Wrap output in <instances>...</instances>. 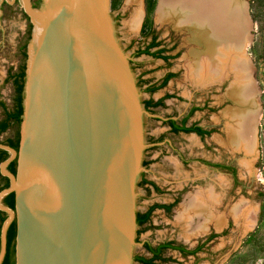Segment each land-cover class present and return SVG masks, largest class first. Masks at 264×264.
Here are the masks:
<instances>
[{
  "label": "water",
  "instance_id": "water-1",
  "mask_svg": "<svg viewBox=\"0 0 264 264\" xmlns=\"http://www.w3.org/2000/svg\"><path fill=\"white\" fill-rule=\"evenodd\" d=\"M20 1L41 29L19 149L0 145L9 179L0 207L13 193L14 210H6L15 217V264H133L144 117L152 115L109 0H43L41 11Z\"/></svg>",
  "mask_w": 264,
  "mask_h": 264
},
{
  "label": "rangeland",
  "instance_id": "rangeland-1",
  "mask_svg": "<svg viewBox=\"0 0 264 264\" xmlns=\"http://www.w3.org/2000/svg\"><path fill=\"white\" fill-rule=\"evenodd\" d=\"M160 2L109 0V13L115 24L116 37L120 47L131 59L130 67L141 102L164 95L161 107L148 111L156 118L144 117V143L147 147L143 151V171L135 189L136 211L146 210L151 203H168L176 196L179 204L182 198L187 202L189 196H201L209 188L215 193L218 202L209 206L208 219L203 218L202 214L189 212L185 228L178 222L179 217L175 212L179 204L170 215L155 211L145 231L136 229L134 258L150 257L142 247L143 242L155 246L169 240L191 249L203 243V249L189 258L176 252H165L163 257L166 262L157 264H264V0H238V10L243 13L246 21L241 57L248 65L254 89L253 145L248 154L233 149L226 134L227 119L224 115L236 107L224 98L229 88V79L206 87L186 78V59L188 65L192 61L190 52L197 46L190 40V32L175 28L172 22L158 20ZM30 3L32 7L37 5L34 9H44L43 0H30ZM133 20L136 23L131 28ZM33 32L32 20L26 15L20 0H0V103L9 110L13 107L15 97L11 78L21 68H24L26 83ZM155 35L160 47L153 48L151 52L163 50L169 58L168 62L157 60V57L135 55ZM167 72L173 73L171 81L158 87L159 91L148 92V88L159 83ZM205 102L212 108L209 113L203 110ZM188 107L193 108L188 125L213 128L208 141L211 146H206L194 134L174 135L168 131L166 122L170 118L179 122L186 115ZM3 115L0 107V120ZM158 118L166 120L161 123ZM21 126L14 125L1 134L0 145H4L7 139H15L18 133L20 136ZM205 161L227 165L229 171L210 169L204 165ZM231 170H234L235 178L230 174ZM182 174L187 179L184 184L180 179ZM3 177L0 169V189L6 182ZM142 177L159 181L160 186H167L166 189L172 190L168 191L171 196L147 193L139 184ZM178 186H184V189L179 191ZM6 209L2 200L0 212L5 221L0 228V264L5 252L6 222L15 220L14 214L10 215ZM232 209L237 211V219L233 217ZM245 214L248 217L251 215L249 219L253 220L249 221V226L245 223ZM217 217L222 218L220 227L215 226ZM133 264L139 263L133 261Z\"/></svg>",
  "mask_w": 264,
  "mask_h": 264
},
{
  "label": "bare ground",
  "instance_id": "bare-ground-1",
  "mask_svg": "<svg viewBox=\"0 0 264 264\" xmlns=\"http://www.w3.org/2000/svg\"><path fill=\"white\" fill-rule=\"evenodd\" d=\"M238 9V0H161L158 20L172 22L175 28L191 33L190 40L197 48L190 52L192 61L187 65L189 79L206 87L229 79V88L224 98L236 107L224 115L227 119L226 134L233 149L248 154L253 145L254 89L248 65L241 57L246 21ZM135 23V20L130 23L131 28L135 27ZM35 24L29 49V74L33 71L41 29L40 23ZM217 202L215 193L209 188L201 196H189L185 207L188 212L202 214L203 218L208 219L209 206ZM231 212L237 219V211L232 209ZM246 214L244 220L249 226L251 215L248 217ZM215 226H222V218H215Z\"/></svg>",
  "mask_w": 264,
  "mask_h": 264
},
{
  "label": "trees",
  "instance_id": "trees-1",
  "mask_svg": "<svg viewBox=\"0 0 264 264\" xmlns=\"http://www.w3.org/2000/svg\"><path fill=\"white\" fill-rule=\"evenodd\" d=\"M39 3V1H38ZM37 6L36 4L33 5V7ZM158 46V42H155V39H151V41L146 45V47L142 51H137L135 55H147L151 57H157L161 59H167L163 58L161 56V53L163 51L157 50L155 52H151V50ZM173 77L172 74H167L161 85L164 86L168 80H170ZM12 86L14 88L15 97L13 101V107L12 109H7L6 106L3 103H0V107L3 110V119L0 120V135L7 132L12 126L16 125L19 126L22 123V115H23V91H24V83H25V72L24 68H21L20 71L15 74L12 78ZM150 93H153L156 91V88L151 86L147 90ZM145 110L149 111L151 108H154L156 106H159L161 104L160 101L153 102L152 100H147L142 102ZM185 120H182L180 122V125L176 124L174 121H167V125L170 127V131L174 134L177 133H193L194 131L198 132L199 129L196 127H190V128H184ZM19 142H20V136L19 133L16 135L15 139H7L5 144L6 146L10 147L11 149L15 150L16 152L19 149ZM8 158V152L5 150H0V163L4 162ZM7 171L11 173L12 175H15L16 172V160H13L9 163L7 166ZM3 179L6 181L2 189H6L9 186V179L7 177H3ZM0 189V191L2 190ZM3 204L11 209L14 210V195L13 193H9L6 195L3 199ZM157 206H151L148 208V210L142 214L137 213L136 214V224L138 227L143 226L144 224L148 223L150 221L152 212L154 209H156ZM168 210V208H166ZM5 217L3 213L0 212V228L1 225L4 223ZM16 236V223L15 220L10 223V225L7 227L6 230V243H5V252L3 256V260L1 264H13L11 261L12 254L15 252L13 247L14 241ZM143 248L146 250L147 253L150 254V257H143L138 256L134 258V261L139 264H157L161 262H166V259L162 257V255L168 251V250H178L182 255L186 256L189 255L192 252L185 251L183 248L174 247L172 245V242H165L163 244L158 245L157 247H152L148 243H145L143 245Z\"/></svg>",
  "mask_w": 264,
  "mask_h": 264
},
{
  "label": "crops",
  "instance_id": "crops-1",
  "mask_svg": "<svg viewBox=\"0 0 264 264\" xmlns=\"http://www.w3.org/2000/svg\"><path fill=\"white\" fill-rule=\"evenodd\" d=\"M187 54H188V51H187ZM186 54V56L188 57V55ZM143 55V54H142ZM141 55V56H142ZM145 56V55H144ZM147 56V55H146ZM148 57H150V56H148ZM161 60V61H163L164 62V60L163 59H161V58H158L157 60ZM187 61H186V64H185V67H186V71H187V62H189L188 61V58L186 59ZM167 74H172L173 75V73L172 72H167V73H165V74H163V76H162V78H161V80L159 81V83H157L155 86H153L154 88H156V90H158L159 88L158 87H160V86H162L161 85V83H162V81H163V79H164V77L167 75ZM186 78L189 80V76H188V71L186 72ZM169 81H171V79L169 80ZM169 81L166 83V84H168L169 83ZM160 90V89H159ZM158 90V91H159ZM164 95L162 94V95H160V96H158V98L157 99H154V100H152L153 102H155V101H160L161 100V103L163 102V99H162V97H163ZM159 107H161L160 105L159 106H157L156 108H159ZM154 108H152L151 110H153ZM151 117H155L156 118V116H154V115H152ZM3 119V118H2ZM1 119V120H2ZM170 119H172V120H174V118H170ZM158 121H160L161 123H163L166 119H163V118H158L157 119ZM167 126V125H166ZM167 128H168V131H169V127L167 126ZM171 134V133H170ZM183 176H182V178H180L181 179V181H182V184H184L185 183V180H187L186 179V177L184 176V174H182ZM159 182V181H158ZM158 182H155L154 180H147L145 177H142L141 178V183H140V186L144 189V191H146L147 193H152L153 195H156V196H171V195H169L168 194V191L170 190V191H172L171 189H169L168 190V188L166 189V187L167 186H164V185H162V186H160L159 185V183ZM161 184V183H160ZM178 189H179V191H182L183 189H184V186H181V187H179L178 186ZM172 193V192H171ZM184 198H182V200H181V203L179 204V201H177V196L175 197V198H173V200L172 201H170L169 200V202L168 203H162V204H157V203H151L147 208H146V210H144V211H142V212H138V213H140V214H142V213H144V212H146L147 210H148V208L149 207H151V206H157L156 207V209H154V211L152 212V214L155 212V211H161V212H163L165 215H170L171 213H172V210L176 207V205L177 204H179V207H177V209H176V213L178 214V217H179V220H178V222L179 223H181L182 224V226H183V228H185V226H184V224H185V222L187 221V219H188V217H189V212H187V209H186V205H184V204H186V201L184 202ZM166 208H168V210H166ZM187 214H188V216H187ZM187 216V217H186ZM151 219H152V215H151ZM151 219H150V221L148 222V223H146V224H144L143 226H141L140 228H138V229H141V231H145L146 230V228L147 227H149L150 225V222H151ZM164 242H170L169 240H167V241H164ZM164 242H161V243H164ZM144 243V242H143ZM166 252H175V251H171V250H168V251H166ZM177 253V252H176ZM165 254V253H164ZM163 254V255H164Z\"/></svg>",
  "mask_w": 264,
  "mask_h": 264
},
{
  "label": "flooded vegetation",
  "instance_id": "flooded-vegetation-1",
  "mask_svg": "<svg viewBox=\"0 0 264 264\" xmlns=\"http://www.w3.org/2000/svg\"><path fill=\"white\" fill-rule=\"evenodd\" d=\"M154 37V39H155V42H157V37H156V35L155 36H153ZM153 37H152V39H153ZM158 48L160 47L159 46V44H158V46H157ZM157 47H155V48H157ZM161 51H163V50H161ZM161 56L163 57V58H167L165 55H164V51L161 53ZM164 61H169V58H167V59H164ZM144 102V101H143ZM156 102V101H155ZM157 107V106H156ZM202 107H204V111H206V112H208L209 113V109H212L211 108V106H209V105H207L206 104V102L203 104V106ZM192 110H193V108H190V107H188V109H187V112H186V115L185 116H183L180 120H179V122H176V124H178V125H180V122L182 121V120H185V124H184V128H190V127H197L198 129H199V131L198 132H196V131H194L193 133H177V134H174V133H172L170 130V127H169V131H170V133L171 134H174V135H179V134H184V135H190V134H194L196 137H198L200 140H202V142L206 145V146H211V144H209L208 143V141H209V139H211V135H212V133H213V128H207V127H203V126H200V125H198V124H190V125H188L187 124V122H188V120H189V117H190V115H191V112H192ZM171 121H174V120H172V119H170ZM170 120H168V121H170ZM175 122V121H174ZM166 124H167V122H166ZM204 165L205 166H207L208 168H210V169H213V170H217V171H227L229 168V166H225L224 164H222V163H208V162H204ZM229 171V170H228ZM230 174L232 175V177H236V174H235V172H234V170H231V172H230ZM141 183V180H140V182H139V184ZM138 213V212H137ZM151 219V218H150ZM11 222H13V221H11ZM9 225H10V223H9ZM138 228H140V227H138ZM211 238V236L210 237H208V239H210ZM206 241V240H205ZM170 242H172V241H170ZM145 243H147V242H144V243H142V247H143V245L145 244ZM165 243V242H164ZM149 244V243H148ZM160 244H163V243H159V244H156L155 246H152L151 244H149V245H151L152 247H157L158 245H160ZM14 245H15V241H14ZM172 245L174 246V247H179V248H183L185 251H188V252H192V251H194V253H190L189 255H186V256H184V255H182L178 250H171V251H175V252H177L180 256H182V257H186V258H189V257H193V256H196L197 254H198V252H200L202 249H203V247L201 246V245H203V243L202 244H200V245H197V246H195L194 248H186V247H183V246H181V245H178L177 243H175V242H172ZM13 249H14V251H15V246L13 247ZM144 249V248H143ZM145 250V249H144ZM146 251V250H145ZM149 254V253H148ZM150 255V254H149ZM144 257V256H143ZM162 257H163V255H162ZM164 258V257H163ZM11 261H12V263L13 264H15V252L12 254V258H11ZM158 263V262H157Z\"/></svg>",
  "mask_w": 264,
  "mask_h": 264
},
{
  "label": "built area",
  "instance_id": "built-area-1",
  "mask_svg": "<svg viewBox=\"0 0 264 264\" xmlns=\"http://www.w3.org/2000/svg\"><path fill=\"white\" fill-rule=\"evenodd\" d=\"M151 110V109H150Z\"/></svg>",
  "mask_w": 264,
  "mask_h": 264
}]
</instances>
